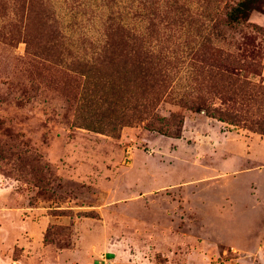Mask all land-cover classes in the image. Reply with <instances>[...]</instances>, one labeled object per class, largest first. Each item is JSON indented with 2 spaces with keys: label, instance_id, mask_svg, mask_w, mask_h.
I'll list each match as a JSON object with an SVG mask.
<instances>
[{
  "label": "rangeland",
  "instance_id": "374dc122",
  "mask_svg": "<svg viewBox=\"0 0 264 264\" xmlns=\"http://www.w3.org/2000/svg\"><path fill=\"white\" fill-rule=\"evenodd\" d=\"M235 1L0 0V264H264V207L232 204L221 175L223 137L264 139V0L227 25ZM127 50L163 80L143 99ZM170 114L177 138L144 128ZM40 213L44 240L19 239Z\"/></svg>",
  "mask_w": 264,
  "mask_h": 264
},
{
  "label": "trees",
  "instance_id": "16d2710c",
  "mask_svg": "<svg viewBox=\"0 0 264 264\" xmlns=\"http://www.w3.org/2000/svg\"><path fill=\"white\" fill-rule=\"evenodd\" d=\"M31 2H34V0H30ZM262 0H236L232 6L228 8V10L224 14V22L227 25H238V24H244L248 20V15L251 10L258 9L260 5L262 4ZM39 9V15L38 20L40 22V26L43 29V31H46L45 33L50 37L51 40H56L58 34L54 30H52L51 26H46L43 21L44 17L41 16V10L40 8L42 4L39 2L36 3ZM30 6V4H29ZM35 17V16H34ZM110 49V48H109ZM108 49V50H109ZM104 53H107L106 49L104 50ZM141 53L138 51L131 52L129 50L123 52V58L122 61V68L127 70L128 65L130 64L132 69V74L130 75L133 79V82H137V84H141V90L137 92V98L143 99L145 95H147L148 91L150 89H157L158 87L163 86V80L159 76V73L155 70L153 66H151L150 57H152L150 54L147 55H140ZM213 57H217V53H212ZM111 62L110 60H107L106 56H103L100 61H98L99 68L104 69L105 66L103 64H107ZM127 71H125L123 74L125 75ZM93 75L98 78V80L101 79V74L99 72H94ZM123 77H129L123 76ZM140 84L138 85V89L140 88ZM149 89V90H148ZM184 107H186L188 110L192 112H200L202 111L204 115L208 118H211L213 120H216L218 122H223L229 125H235L234 123L237 122L235 120L236 117L233 115H230L228 113H225L224 111H221L219 109L212 108L210 109L206 105L203 104L202 99L199 97H194L187 101V103L183 104ZM146 107V104H140L137 106V111L144 112ZM156 125H152V123H146L144 124V128L148 131L157 133L161 136L165 137H172L177 138L179 135V132L182 127L183 118L176 115V114H170L169 118L166 119H156L155 120ZM127 123L124 121H118L115 126H123ZM85 128L87 125H84ZM92 130H95L93 128ZM254 133L264 136V123H259L257 125V128ZM48 171V169H47ZM51 174V172H50ZM35 182L37 184L42 183L43 184V178H40L38 175H35L34 177ZM38 186V185H36ZM46 233V232H45ZM43 234V240L44 235Z\"/></svg>",
  "mask_w": 264,
  "mask_h": 264
},
{
  "label": "crops",
  "instance_id": "0c3cea01",
  "mask_svg": "<svg viewBox=\"0 0 264 264\" xmlns=\"http://www.w3.org/2000/svg\"><path fill=\"white\" fill-rule=\"evenodd\" d=\"M234 136L236 138L229 140L223 137L219 146L220 152L230 155L228 165L225 166L230 170L222 172L221 175H227L225 178H230L231 189L229 191L233 192L234 196L232 204L234 202L248 204L249 202L262 208L264 207V139L255 134L235 133ZM242 165L245 166L244 170L240 169ZM26 219L19 221L21 229L17 232V237L23 240L28 236L40 242L45 228L53 223L51 216L41 213L39 218H33L30 215Z\"/></svg>",
  "mask_w": 264,
  "mask_h": 264
}]
</instances>
